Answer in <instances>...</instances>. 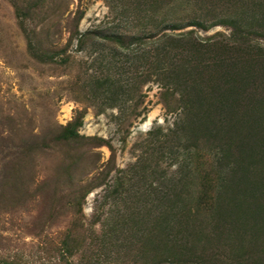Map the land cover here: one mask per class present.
Returning a JSON list of instances; mask_svg holds the SVG:
<instances>
[{"label":"trees","instance_id":"obj_1","mask_svg":"<svg viewBox=\"0 0 264 264\" xmlns=\"http://www.w3.org/2000/svg\"><path fill=\"white\" fill-rule=\"evenodd\" d=\"M12 1L35 61L66 67L74 61L70 47L77 40L75 52L92 56L88 66L95 71L87 78L79 75L83 90L90 77L92 88L85 92L92 100L101 98L103 104L115 107L120 100L134 97L133 104L122 108L123 122L144 103L145 94L131 85L129 73L134 64L139 86L156 81L163 88L161 97L166 105L172 111L180 110L166 132L161 126L150 131L153 138L147 143L144 161L140 158L130 166L131 171L152 178L147 186L140 185L150 192L149 199H142L137 190L132 195L133 183L131 189L126 188L127 199L139 198V209L152 206L142 212L141 229L137 230L142 245L152 229L157 247L164 245L169 251H173L170 247L182 248L186 255L191 247L205 241L203 245L210 246V241L220 236L222 241L243 244V233L254 238V244L264 246V240L256 235L264 234V210L259 207L264 200V122H254L253 117L250 123L253 113L243 100L245 88L251 85L264 95V43L260 41L264 39V0H223L227 6L224 12L212 16L201 0L200 14L188 21L179 15L172 17L178 7L175 0H108L116 12L113 19L123 23L124 31L98 27L81 31L86 10L80 4L72 10L74 0ZM169 4L174 10L171 17L163 14ZM219 24L229 27L230 34L198 33L197 29L206 31ZM187 26L196 27L184 30ZM84 60L88 68L89 60ZM81 123L79 111L61 139L78 142ZM248 130L253 133H245ZM103 144L104 139L96 138L94 146ZM154 151L171 156L174 169H160L159 161L148 163ZM111 167L106 166L108 171L103 170L96 180L111 172ZM196 170L201 173L198 182L194 180ZM115 182L125 188L121 177ZM104 184L106 178H101L94 186ZM147 223H153L149 231ZM64 252L69 257L75 254L68 247Z\"/></svg>","mask_w":264,"mask_h":264},{"label":"rangeland","instance_id":"obj_2","mask_svg":"<svg viewBox=\"0 0 264 264\" xmlns=\"http://www.w3.org/2000/svg\"><path fill=\"white\" fill-rule=\"evenodd\" d=\"M174 2L178 7L172 17L179 15L188 21L201 12V0ZM204 2L211 9L210 16L219 15L227 7L223 0ZM79 4L86 10L80 23L81 31L96 27L124 31L123 23L113 19L116 12L112 11L108 0H74L71 9L76 10ZM174 10L169 4L163 14L171 17ZM195 27L187 26L184 30ZM197 30L202 36L231 32L224 24L211 26L206 31ZM260 41L264 43V39ZM76 45L77 40H74L70 47L74 61L72 59L66 67L38 63L29 53L13 1L0 0V262L264 264V252L257 253L263 251L264 246L261 242L254 244V238L247 233H243V244L222 241L220 236L211 240L210 246H204L205 241L191 247L186 255L182 248L170 247L173 251H169L162 248L164 245L156 246L150 226L156 223L153 221L147 223V230L151 229L149 238L144 245L140 243L137 230L141 229L142 212L152 206L139 209V198L127 199L126 188L131 189L133 183L131 194L137 190L142 199H149L150 192L146 193L140 185L147 186L152 178L131 171L130 166L140 158L144 161L147 143L153 138L150 131L161 126L166 132L179 117L180 110L172 111L166 105L161 97L163 88L156 81L139 86L134 64L129 73L133 79L131 85L145 94L144 103L134 110L131 107L134 113L123 122L122 108L133 104L134 97L120 100L115 107L103 104L101 98L94 102L85 92L92 88V83H88L90 77L85 81L89 85L85 86L86 90H83L85 84L79 81V75L87 78L95 71L88 66L92 56L75 52ZM84 59L89 60L88 68L84 67ZM243 100L244 105L248 104L249 113H253L250 123L253 117L254 122H264L261 90L253 85L245 88ZM79 111L82 123L78 132L82 138L78 142H66L61 136L79 116ZM159 136L163 141V135ZM96 138L104 139L105 144L94 146ZM155 154V151L151 153L148 163L154 165L159 161L160 169L164 170L171 166V156ZM109 164L111 172L101 174L107 185L94 186L101 180H96L99 174L108 171ZM198 175L201 173L196 170V182L200 180ZM120 177L125 188L115 182ZM146 178L148 181L142 182ZM259 207L264 210V200ZM238 215L243 219L241 213ZM262 225L264 227V222ZM256 235L264 240V234ZM67 247L74 251L73 257L64 252Z\"/></svg>","mask_w":264,"mask_h":264}]
</instances>
